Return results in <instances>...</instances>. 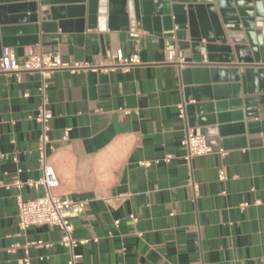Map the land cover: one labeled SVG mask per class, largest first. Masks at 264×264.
Listing matches in <instances>:
<instances>
[{"label":"crops","instance_id":"obj_1","mask_svg":"<svg viewBox=\"0 0 264 264\" xmlns=\"http://www.w3.org/2000/svg\"><path fill=\"white\" fill-rule=\"evenodd\" d=\"M118 1L127 11L129 0ZM147 1L154 7L165 2L169 9L173 3ZM175 1L218 10L214 0ZM36 35V44L13 47L19 62L34 52L104 66L116 49L140 58L127 68L101 70L94 82L87 70L65 68L45 80L46 108L53 116L46 122L44 161L57 176V193L75 203L67 211L73 236L88 239L76 248L79 264H264V92L242 94L240 109L231 104L234 70L238 77L241 67L257 64L238 63L234 51L230 63H210L200 48V62L184 49L180 65L167 59L169 39L136 28L101 31L85 24L81 31L39 28ZM196 63L227 71L224 78L210 75L209 96L198 103L209 105L213 127H227L230 143L187 159L181 70ZM41 79L38 71H22L20 82L0 72V264H66L69 258L58 227L17 226V195L33 198L41 189L7 187L43 174L37 149L42 125L29 117L41 102ZM245 98L255 99L257 118L247 119ZM221 102L222 110L216 105ZM250 121L256 125L248 127Z\"/></svg>","mask_w":264,"mask_h":264},{"label":"water","instance_id":"obj_2","mask_svg":"<svg viewBox=\"0 0 264 264\" xmlns=\"http://www.w3.org/2000/svg\"><path fill=\"white\" fill-rule=\"evenodd\" d=\"M172 2L169 9L165 2H156L154 7L151 1L129 0L126 11V3L118 0H0V51L5 46L36 44L39 28L45 33L56 31V27L62 32L81 31L85 24L96 26L101 31L136 28L163 36L181 50L190 49L194 62L203 59L198 52L204 48L210 63H230L233 60L231 52L234 51L238 63L257 64L241 67L238 77L237 70H234L235 99L231 104L236 109L242 108L239 99L242 94L248 96L264 92V0H214L217 11L210 4L184 6L176 4L175 0ZM222 24L226 25L225 29ZM227 39L234 44L232 47L227 44ZM100 69L87 70L92 82ZM226 73L222 68L209 69L208 65L197 63L181 70L188 128H199L213 150L228 148L230 140L225 138L227 127H213L209 105L198 102L200 98L209 96L210 75L224 78ZM192 99L195 104H189ZM254 101V98L243 100L245 109L251 108L247 113L249 120L258 116L253 111ZM216 105L221 110L225 107L223 102ZM254 125L256 123L252 121L248 123V127ZM123 183L124 178L121 185ZM123 190L122 186L118 187L117 193Z\"/></svg>","mask_w":264,"mask_h":264},{"label":"built area","instance_id":"obj_3","mask_svg":"<svg viewBox=\"0 0 264 264\" xmlns=\"http://www.w3.org/2000/svg\"><path fill=\"white\" fill-rule=\"evenodd\" d=\"M130 34L133 37L137 35L133 30L130 31ZM108 58L110 61L109 65L93 66L80 62L70 64L63 61L58 55L52 53L30 52L22 62H19L13 47L5 46L2 47L0 51V72L13 73L18 82L21 81L22 71H38L42 78L38 87L41 94V102L37 107L36 113L29 117L42 125V131L38 136L37 149L40 154V161L42 162L43 174L40 178L28 179L25 183L15 179L7 185V187L14 186L20 189L25 184L36 190L40 188L41 191L35 197L28 199H23L21 195H17V226L19 230L22 231L30 226L41 224L58 227L62 232L59 243L65 247L69 253L66 264H79L82 255L76 248L88 242V239L76 238L73 236V225L70 222V216H72V214L67 213V211L73 208L75 203L68 196L57 193V176L52 166L44 161L45 149L47 144H49V139L46 134V122L53 116L52 112L46 108L48 101L45 94V80L57 69L65 68L72 71L79 69L96 71V67H101L100 71H108L114 67L127 68L131 65L140 63V58L137 53L125 55L121 49H116ZM167 59L170 62L180 65L183 64L185 62L183 50L179 49L175 44H170L167 49ZM182 114L183 111H181V115ZM182 144L186 147L185 157L187 159L195 155L210 153L213 150L212 147L207 144L205 136L199 129L194 130L193 128H189L182 139ZM164 160L167 162L169 156H166ZM145 164L149 165V163ZM19 171L18 169V172ZM220 178H223L222 173H220ZM73 211L75 212L76 209H73ZM28 245L36 247L50 246L49 243H44L42 241H31Z\"/></svg>","mask_w":264,"mask_h":264}]
</instances>
